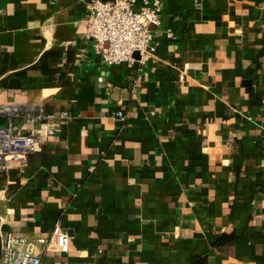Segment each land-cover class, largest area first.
<instances>
[{
  "label": "crops",
  "instance_id": "crops-1",
  "mask_svg": "<svg viewBox=\"0 0 264 264\" xmlns=\"http://www.w3.org/2000/svg\"><path fill=\"white\" fill-rule=\"evenodd\" d=\"M87 1L0 0V110L38 141L0 167V264L5 232L45 264H264V0H162L157 57L116 66Z\"/></svg>",
  "mask_w": 264,
  "mask_h": 264
},
{
  "label": "built area",
  "instance_id": "built-area-1",
  "mask_svg": "<svg viewBox=\"0 0 264 264\" xmlns=\"http://www.w3.org/2000/svg\"><path fill=\"white\" fill-rule=\"evenodd\" d=\"M136 2L137 0L87 1L86 16L83 19L86 38L93 41L95 54L108 66L133 64L136 61L133 57L135 53L141 56V63L157 57L153 28L157 29L161 25L162 0H155L143 9H137ZM196 7H200L199 3H196ZM20 116V113L11 109L0 110V122L5 121L0 129L1 168L10 162L26 160L37 151L35 134L12 122ZM62 117L66 118L67 114L63 113ZM116 117L124 118L120 112L116 113ZM26 118L32 124L45 119L42 115L34 117L29 114ZM2 239L1 264H45L40 256L27 248L25 236L5 232ZM47 248L68 253L69 234L56 226Z\"/></svg>",
  "mask_w": 264,
  "mask_h": 264
},
{
  "label": "water",
  "instance_id": "water-1",
  "mask_svg": "<svg viewBox=\"0 0 264 264\" xmlns=\"http://www.w3.org/2000/svg\"><path fill=\"white\" fill-rule=\"evenodd\" d=\"M5 121L0 122V129L4 126Z\"/></svg>",
  "mask_w": 264,
  "mask_h": 264
},
{
  "label": "trees",
  "instance_id": "trees-1",
  "mask_svg": "<svg viewBox=\"0 0 264 264\" xmlns=\"http://www.w3.org/2000/svg\"><path fill=\"white\" fill-rule=\"evenodd\" d=\"M105 1V0H104ZM196 264H199V262L198 263H196Z\"/></svg>",
  "mask_w": 264,
  "mask_h": 264
}]
</instances>
